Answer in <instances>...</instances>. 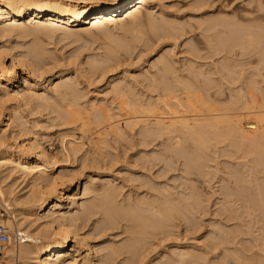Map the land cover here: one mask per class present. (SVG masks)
Segmentation results:
<instances>
[{
	"label": "bare ground",
	"instance_id": "bare-ground-1",
	"mask_svg": "<svg viewBox=\"0 0 264 264\" xmlns=\"http://www.w3.org/2000/svg\"><path fill=\"white\" fill-rule=\"evenodd\" d=\"M206 1H208V0H206ZM152 2L154 3L155 0H104L102 2H98L97 0H0V38L5 37L7 35L8 36L10 35L12 37V35H13L12 33L17 32L19 34H33L38 39L39 38L43 39L44 37L46 38V37H49L50 35H53L55 31L62 29V28L66 29L64 31L68 35L70 33L72 34L74 29H77V28L83 29L82 30L83 32H86V33L91 32L92 33L93 30L100 29V28L102 29L103 26L105 27L109 23H114L116 25L125 24L126 23L125 21H127V20L128 21L132 20L134 22V24L139 20H140L139 23H142L141 21H143V23H145V21L148 20L147 23L149 22V24H150V27L149 26L148 27L151 28L150 33H152V32L154 34L156 33V35H158L160 37L164 36L163 38H165V36L166 37H172V38L174 36V38H176L177 36H179L181 34H182L181 36H183V34L186 33V32L182 33L183 30H186V28H185L186 24L185 25L182 23L179 24L178 21L180 19L178 21H171L169 18L165 19L167 17H165V18L163 17V21L161 23H158V21H157L158 17L156 16L157 17L156 18L157 22H156L154 20V17L151 15L150 9H149V12L147 11L148 15H147V13H145L148 5ZM197 3H198L199 8L202 7L203 4L205 5L204 6L205 8L207 7L206 6L207 3H205V0H203V1L201 0L200 2L196 1V4ZM252 4H253V2H252ZM259 4H258V6H261V7L260 8L257 7L258 10L257 9L255 10V14L257 13L256 15L255 14L253 15V12L252 13L248 12L249 14H252L251 16H249L247 11H243V12L241 11L243 16H238L235 13H234V15L227 14V16L231 17V18H228L227 16H223L224 13H221L222 17H219L220 13H219V15H217V14L215 15V17L218 16L219 19H217V18L215 19L214 16L213 17L208 16L211 19L207 18V20L205 22L207 24V26H204L205 30L202 28L204 30V33L203 32H201V33L205 34L206 31H207V33L210 31L208 33L209 36H207V37L205 36L206 38L204 37V39H203L202 37L204 35H201V38H202V41L205 40L204 42L211 49V52L214 53L215 51L218 50L216 53L217 55H219L220 51L226 52V54H224V52H221L225 56H223V58L220 59V60H223V62L220 61L223 63V64L221 63L223 68L220 65V67H221L220 71L217 70V68H216V70L214 69L216 72L213 69L207 70V69H205L204 63H203L204 69L202 68V66L198 67L197 66L198 63L196 62L197 61V59H196L195 63H197V64L195 66H197V68H200V69L195 70L194 67H190L188 65L187 68H189L190 71H188L189 69H186L183 71L181 69L182 68L181 67L180 68L181 71L179 70L180 72L183 71V73L181 74L178 71L179 67L176 68L177 64L175 65V63H177V62H175V63L172 62L173 61L171 59L172 56L170 57V54H168V53L164 54L163 53V56L160 55L161 56L160 59L158 58L156 60L157 62L155 63V67L153 65V67L157 69L156 72H154L152 75L150 73H149L150 75L148 74V76H151V78L148 76L147 77L143 76V79L147 78V79H145V81L146 82L148 81L146 83V84H149L148 88L149 87H150V89L152 88L151 91H153V93L158 92L157 93L159 96L158 98L157 97L153 98V96H152L153 100L151 99V97L150 98L148 97L151 100H149L148 98L146 100L145 98L141 97L140 95L136 96L135 93H132V88L130 87L131 85L126 84V82H124V81H118V82L114 81V83L111 85V90H109L110 93L116 97V100L120 101V107H119L121 109L120 111H121V113L124 112L123 115L124 114L126 115L125 119L127 122L124 124L128 127V129L131 128L130 132H128V133H131L132 130H133L132 133L135 132L136 127H138V125H139L140 131L138 129V132H136V133H138L139 137L142 136L141 138H143V136H144L146 138L151 137L154 139V137L157 136L156 138H158V139L160 138L162 140L163 136H164V138L166 136V138H168V139H166V138L165 139L168 142L169 136H172L173 138L170 137V140L172 139L171 140V142H172L173 139H175L173 141L174 144L169 143L170 142V140H169L168 143L165 141L167 144H169L168 146H166L167 144H165V142H162V141H164V139L161 141V143H163L161 145L163 152H164V150H163L164 146L166 149L170 148L168 151L165 149V152L164 153L162 152V153L165 154L167 152L168 154H165V156L167 155L168 159L169 158H176V157H172V155L176 156V154L179 155L180 158L181 157L184 158L185 160L183 159V161H186L185 165L189 168V170L192 167L197 169V170L200 167L203 170V168L201 167L203 165V166H205L204 171H206L205 169L207 167L206 166L207 164L204 165L203 163L206 162V161L204 162V160H208L209 158L205 159L204 156L201 154L202 151L204 154V152H205L204 150L206 148L203 147V150L199 153L198 150L202 149L200 146H208L209 147L210 143L221 141V140L224 142V139H225L226 143H228L230 141L232 143V145H234V148L239 151V153L238 152H232L233 156H234L233 158H236L235 157L236 155L234 153H236V154L238 153L237 154L238 159L246 158L248 156L251 157V158L248 157V158H250L249 160L246 159V161L239 163L242 166V169L239 168V165L237 164L238 162L231 167L229 166V169H228L230 171V168H233L235 166L234 169L231 170V172H230L231 173L230 178L232 180L231 184H233V185L231 186V188L229 186V189L226 188L227 190L225 191V192L228 191V196H229L228 199L231 196L232 200L227 201L228 203L225 204V205L230 204V207L228 206V209H226L225 205H224V209L229 211V214L227 216H230V217H227V218H230V219H227V222H228V220L230 222H232V225L228 226L231 228H228L225 225L220 226L219 227L220 229L215 228L216 230L218 229L220 231L221 227H222V232L220 231L221 234H219V231L218 232L216 231L217 234L216 233L214 234L215 231L213 233H211L213 235H217L216 240H215V244L213 243L214 242L213 238L215 236L214 237H208L209 235L206 236L209 239L212 238L211 240H209L208 238H206V239H208L210 242L213 241L212 243L214 245L212 243L209 245L210 246L213 245L215 250L217 248L216 251L220 250L218 248L219 246L221 247V245H222V247H224V244L228 245V247H226V250L228 251V253L226 252L225 249L222 248L223 250H225V252L224 251L223 252H224V255L226 256V257H223V259L224 260L226 258L228 259V261H226L227 259L224 261L225 264H264V100H263V102H261V99L260 100L258 99V97L260 96V94L258 95V93H260V92H258L259 91V83L255 84L254 85L255 87H254V86H252L253 83L251 84L250 80H249L248 83H250V84L248 85V87L251 85L252 87H254V90H253V88L251 89V87H249L251 89L250 91H248L249 88L248 89L245 88V90L247 92H245V90H244L245 86H243V89H242V87H239V90L241 88V91L239 92V90H238L236 93H234L235 94L234 96L236 97V94L238 93L237 96H239L240 99L234 100L233 97L231 96L232 97L231 103L233 105L230 104V106H228V107L225 106V104H224L225 107L222 105V103H225V102H223L224 100L223 101L221 100L222 101V103H220L221 108L218 106L219 105L218 103H217L218 105H216L220 109L217 108L216 106H213L216 104L214 102L215 97H214V99H212L210 97L211 95L213 96L214 93H215L214 95L216 97H217V95L218 96L220 95L219 93H222V92H218L217 88H215L218 85V82H217L218 77L220 76L219 79H221L222 81L224 79V81H225L227 75L230 76L229 74H231L230 72H232L230 70L231 69L233 70V68L230 69V67L231 66L234 67V64H235L234 63L233 65H231V60L233 59L232 57H236V56H231L232 52L230 54V51L234 50L233 48H235V47H237V49H238V47L240 49L244 48L241 51L245 50V52H244L245 54L248 53V55H251L250 54L251 51L250 52L248 51L249 46L250 47L253 46L251 43L255 44L259 41V43H257V44H259V47L263 45L264 35H262L263 34L262 32H264V15H262V14H264V10H263L264 7L262 5H264V4H262V5H259ZM195 7H197V5ZM250 8H252V7H250ZM202 9L203 8H200V10H202ZM197 10H198V7H197L196 11ZM153 13L154 12H152V14ZM124 15H125V18H123ZM245 15H248V16H245ZM143 18L146 20L144 21ZM208 19L210 20V23L213 24V25H211L209 23L212 27L208 26L209 25ZM201 20H203V19H201ZM197 21H200V20H196V22L195 21L194 22L197 23ZM133 22H132V24H133ZM203 23H200L201 26H203L202 25ZM136 24H138V23H136ZM188 24H190V23L188 22ZM88 25H89V28H83V26H88ZM188 27H190V25ZM207 27L208 28L210 27V28L208 29ZM198 28H199V26H198ZM198 28H197V30H198ZM191 30H193V29H190V31ZM214 30H215V32H213ZM194 32L195 31L193 30V33ZM211 32H212V34H211ZM216 32L221 33L219 38H218L219 34L216 35L217 34ZM233 32H236V33H233ZM140 33H142V32H140ZM229 33H230V35H229ZM232 33H233V36H232ZM222 34H223V36H222ZM225 34H227V36L229 35L230 37L229 36L227 37ZM255 34H256V36H255ZM257 34L258 35L261 34V36H259L258 38L260 39V37H262L263 39L262 38H261L262 40L257 39L256 38ZM188 35H189V33H188ZM194 35H196V34H194ZM214 35H216L217 38L214 37ZM147 36H144V37L147 38ZM181 36H179V38ZM20 37H22V36L20 35ZM213 37L216 39H219V41L214 39ZM150 38H148V39H150ZM178 39L176 38L177 42H178ZM150 40H152V39H150ZM150 40H149V42H150ZM171 40H173V39H171ZM190 40L192 41V38H190ZM146 41H148V40L146 39ZM173 41L175 42V40H173ZM254 41H255V43H254ZM260 41H261V43H260ZM151 42H153V41H151ZM177 42H175V45ZM192 42H194V40ZM0 43H1L0 44V90L2 89V87L3 88L4 87L9 88L10 82H12L13 77H15L14 75L16 73L17 62H19V64H22V66H23V64H25V62H27L26 60L23 59L25 57L24 55H27L28 58L30 56L33 59V61L30 62L29 67H30V72H32L34 75L35 74L37 75L38 72H40V70L45 68L46 62H49L46 60H47V57L49 55H51V52L49 54V51H45V48L42 49V47H43L42 45H40L41 47H38V45L37 46L35 45L36 47L32 46L35 49L30 50L31 52L28 50V52H30L31 54H29V53H28L29 55L27 53L23 54L24 57H22V58L19 55H17L16 53L15 54L13 53V55H11L13 58L12 62L9 64V60H8L9 54L8 53L12 54L15 46H13L12 49H9L7 44L3 45L2 42H0ZM198 43L199 42H196V44H197L196 47L198 48V50H201V51L204 50V48L202 47L204 45L201 44L202 45L201 46L200 44L198 45ZM145 44H147V43H145ZM123 45H124V43H123ZM146 46H148V45H146ZM190 46H191V44L189 45V47ZM194 46L195 45L193 43V46H191L190 48H188L187 46L186 47L188 49H192V51H191L192 53H190V55L192 56V59L198 58L199 61H202L204 59L202 57L203 53L200 52L202 54V56H201L200 53H198L197 48H195ZM32 47H31V49H32ZM114 47L118 48L116 45ZM201 47H202V49H201ZM256 47L257 46H255V47L253 46L251 48L256 49ZM259 47H257L258 50H259ZM120 48H121V46H120ZM125 48H127V47L124 45V49ZM187 48H185L184 50H186ZM209 48L207 50H210ZM246 48H248L247 49L248 52L246 51ZM251 48H250V50H251ZM263 48H264V46H263ZM108 49H109V47H108ZM110 49H112V50H110L111 52L109 53V51H108L107 55L105 56L106 60L104 61V59L102 58L104 63H105V66L107 63L110 64L109 63L110 61H112V63L115 62L114 61L115 58H116V60H118L116 56L113 57L117 53V52H115V49L113 50V46H111ZM188 49H187V52H190V50H188ZM207 50H205V53ZM261 50H263V53H264V49H262V47H260L259 52ZM14 52H15V50H14ZM213 53L211 56L214 55L213 57H217V56H215V53L214 54ZM240 53H242V52H240ZM257 53L258 52H255L256 55H257ZM260 53L263 54L262 52H260ZM47 54H49V55L47 56ZM243 54L238 53V55H240V56L245 55V54L244 55ZM187 55H189V53ZM196 55L198 57H196ZM242 56L240 58H242ZM258 56H260V55H258ZM52 57L53 56H50V58L49 57L48 58L51 60ZM199 57H200V59L201 58L202 59L200 60ZM207 57H210V56H207ZM56 58L58 59V57H56ZM113 58H114V60H113ZM247 58H249V56ZM256 58H258V57H256ZM54 59L51 61H55ZM210 59H211V57H210ZM94 60H93V63L96 62V60L95 61ZM244 60H247V59H244ZM244 60H238V61L244 62ZM259 60H262V63H264L263 58L262 59L259 58ZM191 62L193 64V60L190 61V63ZM212 62H213V60L211 59L210 63H212ZM232 62H234V60ZM257 62L262 64L261 61H257ZM104 63H103V67H102L101 63L99 61H97V65L95 64L96 66H94V68L92 67L93 70L96 68L95 71H98L99 68H104L105 67ZM178 63H179V61H178ZM200 64L202 65V63H200ZM213 64H214V62H213ZM219 64H218V66H219ZM237 64H238V62H237ZM241 64H243V63H241ZM246 64H245V66H246ZM254 64H251V65H253L252 67H254ZM91 65L93 66V64H91ZM110 65H112V64H110ZM156 65H158V67H156ZM216 65H217V62H215V66ZM238 65H237V67H238ZM249 65H250V62H249ZM263 65L264 64H262L261 68L262 67L264 68ZM206 66L209 67L208 64ZM255 66H256V64H255ZM108 67L111 68V66H108ZM247 67H248V64H247ZM105 68H107V66ZM259 68H260V65H259ZM259 68H257V71L258 70L260 71ZM99 70H101V69H99ZM243 70H245V69H243ZM243 70H241V73ZM246 70H248V69H246ZM185 72H187V73H185ZM246 72L243 71V73H246ZM184 73L186 75L187 74L189 75L190 73L191 74L189 76L188 75L186 76V75H184ZM223 73H225L226 77L223 75ZM239 73H240V71H239ZM241 73L239 75H241ZM243 73H242V75H245ZM253 73L254 72H252V74ZM260 73H262V72H260ZM146 74H144V75H146ZM257 74H259V73H257ZM239 75L236 76V75H233V73H232L231 79H234L236 81L239 77V80H240V77L242 75L241 76H239ZM254 76H256V75H254ZM262 76L264 78V75H262ZM61 77H62V80H61L62 82H58L57 84H55L53 87V90H51L52 92H55V94L53 96H55L57 94V97H53L49 93H46V92L40 93L38 87H41V85L38 82H36L34 79L32 80L31 77L28 75H25V83H26L25 88H23L22 90L15 89V93L14 92L13 93L16 94V97L15 96L14 97L16 99L20 100L19 102H24L26 105H30L32 102L36 101L38 104V108H40V110L41 109L42 110L44 109L45 111H46V109L52 110V113L57 114V117L59 118L58 120H61L59 122L61 123L62 126L63 125H65V126L71 125V126H75V127H77V126L81 127L82 126V129L85 127V129H87V131H88L87 125H89V127H90V124L92 125V123H93V125H94L95 122L90 121L93 117L90 119L86 118V116H87L86 114H87L88 109L87 110L83 109L85 107V106L84 107L81 106L83 103L80 105V102H81V101L79 102L80 96H79V93L77 92V89H76L78 87V85L77 84H76L77 86L74 85L75 84L74 80H73V82H71L72 80H65L64 81V79H66L65 76H61ZM222 77H223V79H222ZM230 77H227V78H230ZM242 77H243V79H245L244 76H242ZM247 77H250V76L248 75ZM259 77H260V75H259ZM231 79H229V80H231ZM253 79H254V77H253ZM239 80H237L236 82H238ZM216 82H217V84H216ZM252 82H255V81L252 80ZM258 82H260V81H258ZM261 82L263 84L262 80H261ZM220 83H222V82L220 81ZM226 83H232V81L226 82ZM245 83H246V81H245ZM245 83H243V84H245ZM233 84L234 83H232L231 85H233ZM236 84L238 87V83H236ZM245 85H247V84H245ZM257 85H258V87H257ZM223 87L221 88L222 90H223ZM263 88H264V86H263ZM146 89H147V87H146ZM213 90H217V91L213 92ZM154 91H156V92H154ZM243 91H244V93H243ZM260 91H261V89H260ZM11 92H12V90H9L5 93L10 95ZM229 92H231V91L229 90ZM153 93L151 92V94H153ZM262 93L263 92H261V94ZM14 94H12V95H14ZM232 94L233 93H231V95ZM3 95L2 96L0 95V97L5 98L6 95L5 96H3ZM12 95H10V96H12ZM142 95H145V93ZM224 95H225V93H224ZM205 96L207 98L213 100V102L215 104H212L213 102L211 103L212 100L208 101V102H210L212 104V106L215 108L209 107V105H208V107H203V108H201L203 110H201V109H198L197 107H195L194 102H190L191 99H197L198 98L200 100L201 97H203L202 98V100H203L206 98ZM14 97H13V99H14ZM139 97H141V98H139ZM9 98H11V97H9ZM242 98L245 99L246 101L243 100ZM16 99H14V101ZM81 99H84V98L82 97ZM209 99H206V101ZM241 99L246 102V104H244L243 108L245 109V111H247L249 113V115H247V116H249V118L251 119V122L253 121L252 123H247V125H245V126L243 124V117L240 116L239 114L235 113L237 111H235V112L231 111V109H233V106H235V104H236L235 107L237 108V105H238L237 103L240 104ZM262 99H264V98H262ZM185 100H186V102H185ZM230 100H228V101L226 100V103L229 102ZM3 101H5V100H3ZM192 101H194V100H192ZM19 102H17V103H19ZM196 102H197L196 105L198 106V100H195V103ZM200 102H201V100L199 101V103ZM100 103H101V101H100ZM1 105H2V103H1ZM90 105H93L91 107H93L94 111H92V112L89 111L88 114H90V113H91V115L94 114V115H92V116H94V119H93L94 121H98V123L100 122L99 124L102 127H104L106 124H108V125L110 124L109 127L103 131L100 130L99 132H97L95 130L98 133L96 135H98L99 137H103V139L100 140L99 144H98L99 140L96 141V139L95 140L93 139L94 141H96L95 146L97 145L96 146L97 150H98V147L100 145H102V142L107 143L106 142V141H108L107 136L111 133L113 134V136H115L114 138H119V140L121 138L123 139L126 135H127V137H129L128 133H126L127 130L125 131V128L121 124H119V122H120L119 115H122V114H118L119 111L117 113L113 112L111 109H114V108H112V107L109 108V106L107 107V106H105L106 104L104 105L103 103L96 105L94 102ZM201 105H203V104L201 103ZM226 105H228V104H226ZM5 106H4V108H5ZM35 106H37V105H35ZM69 106L74 107V108H71V107L69 108ZM2 108H3V106H2ZM240 108L242 109L241 106H240ZM0 109H1V106H0ZM11 109H13V108H11ZM244 109H242L241 111H244ZM91 110H92V108H91ZM235 110H238V108ZM0 114H1V112H0ZM170 114H172V117L170 116V118H168L169 117L168 115H170ZM91 115H90V117H91ZM17 116L18 115H15L14 116L15 118L14 117L12 118V115H11L10 118L8 119V122L6 123V125L10 126V127H11V125H12V127L14 125V127H13L14 129L20 128L21 130H23L22 127L25 124L22 126V124L20 123L22 120L20 121V118H18ZM87 117H89V116H87ZM95 118L97 120H95ZM249 118H247V119H249ZM116 119L119 120L118 124L116 123ZM245 119H246V116L244 117V121L247 120V119L246 120ZM86 120H89L90 124H87L88 121L86 122ZM56 123H58V122H56ZM27 124H28V122H27ZM27 124H26V126H27ZM37 124H38V122H37ZM96 124H97V122H96ZM99 124H97L98 127L100 126ZM103 124H105V125L103 126ZM94 126H96V125H94ZM26 129L24 131L28 130V129L27 130ZM2 131H3V129H2ZM2 131H0V199L2 201H5V202H6V200L7 201L9 200L10 202L13 201L14 206L16 207V208H14L16 211L15 212L16 213V216H15L16 221L14 220L15 221L14 222V226H15L14 231H16V232L24 231V233L27 237L24 242H22L18 245L12 244L8 248L7 254H8L9 264H76L77 262H78V264H149L147 259L145 261V258L147 255L146 256L144 255L147 252V251L145 252V250H144L145 247L148 246L147 245V242H148L147 239L152 237V235H153V237H154V235L156 237L161 232L159 234V236L161 235L160 236L161 239L159 238L160 241L158 240L160 243L157 241L156 242L161 244V245L163 243V248H164V244H166L164 242H166L165 240L167 238H165V240L163 242L164 238L162 239V237H165L164 235L167 234L166 233L167 226L169 224L171 225V222L174 223L175 218L179 214L181 216H184L183 215L184 211L185 212H186V210H187V212L189 211V215L187 214V212L185 215L186 217H188L192 213H194L195 210L197 209V207H194V205L197 203L196 200H195L196 203L193 205L194 208L192 207L193 210L195 209L194 212H191L190 210H192V208L189 209V206H188V205H190L188 203H190L191 200H193V198L196 197V195L194 196L192 194H189V196H188L189 198H190V195L193 197V198L191 197L190 202H188L186 204L182 202V201H184V199H185L184 202H187L186 198L184 197L186 195L184 193V192H186L185 189H183L185 191L182 192L185 195L182 196L181 199H178L181 196L176 197V199H178V200L173 199L171 197L174 195L173 194L174 191L172 193L170 191L171 190L170 188L168 189L167 186L166 187L162 186L163 188H162V190L160 189V192L159 191H157V192L153 191V192H156V194L154 193L155 195H153V193H151V190H150L151 188L148 190L146 189L148 191V193L146 195L145 194L143 195V193H142V195L140 194L141 196L139 195L140 197L138 196L135 198V196H134L133 199H135V200H132L129 197H128L129 199H127L126 198L127 196H126L124 198H126L127 200H130V199L131 200L129 202L126 201L123 204V202H124V199H123L122 200L123 202L120 201L121 202V204H120L119 200H118V194H119V192L122 193V191L119 190V192L117 193L114 186L111 187V185L109 184L110 186L107 187V185L105 184L106 186H103V188L101 186L102 191L99 189L101 191V193L99 191H97V192H99V195L97 193L99 198L96 197V199H98L97 202L95 201L96 199L94 198L95 199L94 203L91 201L92 203L90 205L86 206L87 208L85 207V210L82 211L83 212L82 214H84V215H81V216L80 215L79 216L74 215V213L72 212V209H70L69 203L75 204L78 201V199H81L83 196L79 192H75L74 194L67 195L66 188L68 185L66 184V182H67L66 178L68 176L66 177V174H64L62 172H61L62 174H60V176L50 174V170H51L50 167L54 165L53 164L50 166L53 156L50 155V153L48 152V150L46 148H43L41 146L42 143L37 142L38 139L37 140L35 139L33 141H29L27 144H24V145H17V147L14 148L13 145L10 146V142L7 143L8 139H11L12 137L6 136L5 134L2 135V133H1ZM5 131H3V132L5 133ZM85 133H86V131H85ZM84 135H87V134H84ZM93 135H95V134H93ZM37 137H39V136H37ZM108 138H110V137H108ZM114 138H111V139L115 140ZM133 138L131 137V140ZM151 138H150V141H151ZM124 139L126 140L127 138H124ZM147 139H149V138H147ZM15 140H16V138H15ZM127 140H130V139L128 138ZM144 140H146V139L144 138ZM144 140H143V142H144ZM227 140H229V141L227 142ZM158 141H160V140H158ZM146 142L147 141H145V143ZM76 143L73 142V140L70 143V151L69 152L70 153L72 152L74 154V156H77L78 151L80 150L79 147L82 148L81 145L78 146L79 144L77 145ZM108 143H110V142H108ZM131 143H134L133 140L131 141ZM195 143L196 144L198 143L200 145V146H197L198 148L200 147L199 149H196V146H195V149H193ZM140 144H142L143 146L142 145L141 146L144 148H147V147L149 148V146H150V145H148V146L146 145V147H145L144 143H140ZM147 144H150V143L147 142ZM213 144L214 145L211 144L212 148L210 147L211 150H213V152H211V150L209 149L210 154L211 153L214 154V152H215L214 150L216 149L214 147V146H216V143H213ZM221 144L223 145L224 143H221ZM229 145H228V147H230ZM104 146H102V148ZM208 147H207L206 151L208 150ZM225 147L226 146H224V148ZM232 147H230V148H232ZM154 148H156L155 144H154L153 149ZM99 149H100V147H99ZM220 149H222V148H220ZM229 149H225V150H229ZM218 151L219 150L217 149L216 154L218 153ZM223 152H221V153H223ZM65 153H67V152H65ZM96 153L97 152H95V153L93 152L94 155H98V153L97 154ZM162 153H160V152L157 153V151H156L154 153L155 154L154 158L157 159V157H158V159H159L158 161L164 162V160L167 158L164 155H160ZM224 153H230V155H231L230 151L229 152L225 151ZM224 153H223V155H225V156L229 155V154H224ZM101 154H102V152H101ZM142 154L143 153H141V155ZM144 154H145V152H144ZM170 154H172V155H170ZM219 154H220V152H219ZM148 155H149V153H148ZM206 155H208V153ZM65 156H66V154H65ZM71 156L72 155L70 154V157ZM149 156H145V158L148 157L147 159L149 160L150 159ZM162 156H164V157H162ZM217 156H218V154L216 155V157ZM219 157H220V155H219ZM227 157L231 158L232 156H227ZM202 158H204V160ZM220 158H218V159H220ZM170 160L169 161L167 160L168 163L170 162ZM200 160H203V161H201V164L199 163ZM213 160H214V158H213ZM240 160H242V159H240ZM167 161L165 160V162L163 164L164 166H165V163L167 164ZM173 161H174V159H173ZM173 161L171 163H173ZM231 162H233V160ZM56 163L57 162H55V164ZM183 164H184V162H183ZM194 164H195V166H194ZM225 164H227V162ZM169 165L170 164H168V166L167 165L166 166L169 167ZM174 165H178V164H174ZM185 165H182V166L185 168ZM223 165H224V163H223ZM229 165H232V164H229ZM150 166L154 167L155 164L150 165ZM164 166H162V167H164ZM170 166L173 167L172 164ZM210 166H212V165H210ZM218 166H220V165H218ZM167 167L164 169L169 170L170 168H167ZM208 167H209V165H208ZM200 168H199V170H200ZM173 169H175V166L173 167ZM186 169H184V170H186ZM160 170H161V168H160ZM189 170L187 169V171H189ZM6 171L8 172L7 174L5 173ZM162 171H163V168H162L160 173H162ZM169 171L173 172L172 168ZM169 171H167V172H169ZM192 171H194V169H192ZM226 171H227V169H226ZM194 172H197V175L198 174L200 175V173L198 171H194ZM18 173L20 176L19 177L17 176L16 179H18L20 177L22 178V176H25L23 178L30 176V178L32 179V181L30 180L31 181L30 184H28V186H30V189H28V191H25L27 189L22 190L23 193H20L21 188L18 187L20 189V191H18V190H16V187H15L17 184L16 182H18L20 179L16 182L14 181L13 183H9L12 180L11 179L12 177L15 178L12 175H14V174L17 175ZM160 173L158 176H160ZM192 173H190V174H192ZM202 173L203 172H201V174ZM184 175H185V173H184ZM197 175L195 173V178ZM182 176H183V174H182ZM190 177H192V176H190ZM161 178H162V176H161ZM161 178H160V180L164 179V177L162 179ZM179 178L181 179L180 176H179ZM183 178L185 179V176H183ZM227 178H229V177L227 176ZM142 179L140 178L141 183H143L147 178L144 179L143 181H142ZM148 179H150V178H148ZM157 179H155V180H157ZM175 179H177V177ZM26 180H27V178H26ZM169 180L170 179H168V181ZM188 180H190V179H188ZM107 181H110V179L108 178ZM168 181H166V182H168ZM196 181H195V183L198 182V181L197 182ZM19 182H18V184H19ZM183 182L185 183V181H183ZM188 182H192V181H188ZM229 182H231V181L229 180ZM187 183H185L184 186H186ZM148 184H150V183H148ZM190 184L192 185V183H190ZM193 184H194V181H193ZM144 185L148 186L147 183H144ZM195 185L196 184L192 185V187ZM223 185H225V184H223ZM155 186H157V185H155ZM172 186H175V185H172ZM143 187H140V188L142 189ZM194 188H193V190H194ZM196 188H195V192L194 191H190V192H192L194 194L197 193V196H199L198 190ZM154 189H156V188L153 186V190ZM172 189H173V187H172ZM188 189H191V188L188 187ZM86 190L88 191L87 187L85 188V192H87ZM137 190H139V189H137ZM144 190H145V188H144ZM157 190H159V189H157ZM94 192H95V190H94ZM134 192H135V190H134ZM170 192L172 194H170ZM182 193H181V195H183ZM199 194H200V191H199ZM95 195H96V193H95ZM95 195H94V197H95ZM130 195H132V194H130ZM130 195H128V196H130ZM119 197H121V196L119 195ZM202 197L203 196L201 194V198ZM197 198H199L197 200H199L198 203H200L201 198L200 197H197ZM202 199H204V198H202ZM180 203H182V204L180 205ZM183 204H184L185 208H184ZM76 205H77V203H76ZM186 205H187L188 209H187ZM191 205H192V203H191ZM182 208H184V210ZM228 211H227V213H228ZM98 214L104 215V217H103L104 219L102 218V221H100L101 223L100 222H99L100 224L98 223V225L100 226V227H98V229L99 228L101 229V233L104 232L105 230L106 231L107 230L110 231L109 229L113 230L112 227L114 229H116V227L120 224V222H122L123 220L125 222V220H126L128 222L127 223L128 225L126 227L124 226L125 230L121 229V231L123 230V232H126V234H128V237H127V235H126L127 238L125 237L126 240L121 239L122 241H126V242L122 243V245L110 244V242H109V244H110L109 246L106 243V245H107L106 247L101 248V249L98 247V250L96 249L97 245H95V246L88 245L86 240H88L90 238L87 237L88 235L86 237L81 235L80 231L87 227L86 224H88L90 222V220L93 216L96 215L95 217H97ZM14 215H13V217H14ZM178 218H179V220L181 219L180 217H178ZM184 219H183L184 222L189 221V219L188 220H186V218H184ZM183 220H181V221H183ZM4 222L8 226L14 227L13 223H11L9 219H4ZM86 222H88V223H86ZM166 222H168L169 224L165 225ZM190 223H188V224H190ZM185 224H186V222H185ZM188 224H187V229H188ZM172 225H171V227L174 228L175 223ZM179 225H180V223H179ZM214 226L216 227V225H214ZM224 227H225V230L226 229L230 230L228 232L226 230V232L229 235H226L227 233H225L226 236H224V233H223V232H225V230L223 231ZM165 228H166V230H165ZM173 228H172V230H173ZM177 229H179V228H177ZM168 230H170V227H168ZM108 231L106 233H108ZM170 231H167V232L169 233ZM110 232H112V231H110ZM106 233H104V235ZM176 233L177 232H175V233L173 232V234L171 233L170 235L174 237ZM179 233H180V229H179ZM218 234H219V239L222 237L223 238L219 240ZM99 235H100V232H99ZM101 235H103V234H101ZM213 235H211V236H213ZM220 235H221V237H220ZM90 236H92V234ZM166 236H168V235H166ZM98 237L100 238L102 236H98ZM153 237H152V239L154 240L155 237L154 238ZM175 237H174V239H175ZM225 237H227V239ZM77 238H80L79 240H77L78 242L76 241ZM168 238H170V237H168ZM170 239L172 240L173 238L171 237ZM178 239L179 238L177 235V240L176 239L175 240L178 241ZM182 241H184V240H182ZM74 242H77L78 244L86 243L88 245L86 248V254L85 255H84V253L81 252V250L79 248L80 246L74 247L75 249H73V250L71 249L73 246L72 243H74ZM180 242H181V240H180ZM157 243H155V244H157ZM203 243H205V242H203ZM86 244H84V245H86ZM151 244L154 245L153 243H151ZM201 244H202V242H201ZM152 245H151V247H152ZM215 245H216V247H215ZM195 246L194 247L189 246V248L187 246V248H186V247H182V245H180V243H179L176 246V248L174 247L175 250L173 248L174 254H173V251L171 253V254H173V256L167 255L168 254V249H167L166 253L165 254L163 253L164 255L161 254L159 260H156L158 263H156V261H154V260H150V262H151V264H175V263H177V264H208L209 262L211 264H213V261L207 262L208 252H207V255L205 254L206 256H203L201 254L203 252L198 251V248H196ZM201 246H203V245H201ZM154 247H155V245H154ZM154 247H152V248L155 249ZM204 247L208 248V245H206ZM213 247H212V249H213ZM210 248L211 247H209L208 249H210ZM147 249H149V248H147ZM212 249H211V251H212ZM214 249H213V251H215ZM176 251H178V252H176ZM99 252H101V254H99ZM152 252H154V251L152 250ZM169 253H170V251H169ZM219 253H216V254H219ZM226 254H228V255H226ZM149 255H151V254H149ZM224 255H221V256H224ZM205 257H206V259H205ZM79 259H81V260L78 261ZM215 259L216 258H214V260ZM223 259H219L220 260L219 263L218 262H216V263L217 264H222V263L224 264V262L222 261ZM216 263L214 261V264H216Z\"/></svg>",
	"mask_w": 264,
	"mask_h": 264
},
{
	"label": "rangeland",
	"instance_id": "rangeland-1",
	"mask_svg": "<svg viewBox=\"0 0 264 264\" xmlns=\"http://www.w3.org/2000/svg\"><path fill=\"white\" fill-rule=\"evenodd\" d=\"M98 2H102V1H104V0H97ZM195 0H155V2L153 3H150L149 5H148V7H147V10H146V12L145 13H147V15H148V12H149V9H150V11H151V15L154 17V20L156 21V18H157V21H158V23H161L162 21H163V17L165 18V17H167V18H165V19H170L171 21H178L179 19V21H178V23L179 24H186L185 25V28H186V30H183L182 31V33H185V34H183V36H181V35H179V36H181L180 38H179V36H177L176 38L178 39V42L176 41V38H174V36H173V38L172 37H166L165 36V38H163L164 36H158V35H156V33L154 34L153 32L152 33H150L151 31V28H149L150 27V24H149V22L147 23V21H145L146 19H144L143 18V20L145 21V23H143V21H141L142 23H139V21H137L136 23H138V24H134V22H133V24H132V22L131 21H125L126 23L125 24H118V25H116V24H114V23H109V24H107L105 27L103 26L102 27V29L100 28V29H95V30H93L92 31V33L90 32V33H86V32H83L82 30L83 29H81V28H77V29H74V33L72 32V34L70 33L69 35L64 31V30H66V29H59V30H57V31H55L54 32V34L53 35H50L49 37H44L43 39H41V38H37V37H35L33 34H19V33H17V32H15V33H12L11 35H12V37L9 35H7V36H5V37H2V38H0V42H2V44L3 45H6L7 44V46L9 47V49H12L13 48V46H15L14 47V50H15V52H14V50H13V52H12V54H10V53H8L9 55H8V60H9V64L12 62V56L11 55H13V53L15 54H17V55H19L21 58L22 57H24L23 59L24 60H26L27 62H25V64H23V66H22V64H19V62H17V66H16V73H15V77H13V81L12 82H10V84H9V88H7V87H2V89L0 90L1 92H0V95L2 96L3 94V96H5V98L4 97H0V106H1V118H0V131H2V129H3V131H5V133L2 131L1 133H2V135L3 134H5L6 136H11L12 138L11 139H8V142L7 143H9L10 142V146H12L13 145V147L14 148H16L17 147V145H24V144H27L29 141H33V140H37V142H39V143H42L41 144V146L43 147V148H46L47 150H48V152L50 153V155H52L53 157H52V162H51V164H50V166L51 165H53V166H51L50 168H51V170H50V174H54V175H56V176H60V174H62V173H64V174H66V180H67V182H66V184L68 185L67 186V188H66V193H67V195H69V194H74L75 192H79V193H81V195L83 196L81 199H78V201L76 202L77 203V205H76V203L75 204H72V203H69V206H70V209H72V212L74 213V215H84V214H82L83 212L82 211H84L85 210V207L86 206H88V205H90L92 202L94 203V200L96 199V197L97 198H99V192L101 193V191H102V188H103V186H106L107 185V187L108 186H110L111 185V187H113L114 186V188H115V190H116V192L118 193L119 192V190H121L122 191V193L121 192H119V194H118V200H119V203L121 204V202H123L122 200L124 199V202H123V204L126 202V201H130L131 199L132 200H135V199H133V197L135 196V198L136 197H138L140 194L142 195V193H143V195L145 194H147L148 193V189H150L151 190V193H153V195H155L156 194V192L157 191H159L160 192V189L162 190V188L163 187H166L167 186V188L169 189H171L170 191L173 193V191H174V195L173 196H171L173 199H176V197H178V196H181L180 198H178V199H181L182 198V196H184L185 194V198H186V201L187 202H184L185 201V199H184V201H182L183 203H188V202H190V199H191V195H190V198L188 197L189 196V194H192V195H196V197H192L193 198V200H191V202L190 203H188V204H190L191 205V203H192V205L190 206V205H188L189 206V209L190 208H192L193 207V205H194V207H197V209L195 210V212H194V210H193V208H192V210H190L191 212H194V213H190L191 215L190 216H188L189 215V211L187 212V210H186V212H187V216L188 217H186L185 215H186V212L184 211V213H183V215L185 216H181L180 214L175 218V227L173 228V227H171V225L172 224H174L173 222H171V225L168 223V222H166L165 223V225H167V224H169L168 226H167V230H166V228H165V230H166V235H168V236H166V235H164L165 237H162V239H163V242H164V240H165V238H167L165 241L166 242H164V243H166V244H164V248H163V243H162V245L161 244H159L160 242V240H159V238L161 239V235L159 236V234L161 233H159L156 237H155V235H154V237H155V239L153 240L152 239V237H153V235H152V237H150V238H148L147 239V247H145V252L147 253H145L144 255L146 256V258H145V261H146V259L148 260V262H149V264H151V262H150V260H154V261H156V260H159V258H160V256H161V254L162 255H164L165 253H166V251H167V249H168V254L167 255H169V256H173V254H174V251H173V248L175 247L176 248V246L180 243V245H182V247H186L187 248V246H188V248H189V246H191V247H194L195 245V247L196 248H198V251H202L203 253H201L203 256H206L207 255V252H208V258H207V262H209V261H213V264H214V261H215V263L216 262H218L219 263V259H223V257H226L225 255H224V252H225V250H226V247H228V245L227 244H224V247H222V245H221V247L219 246L218 248L220 249H218L219 251H216L217 250V248H216V250L214 249V247H213V245L215 244V240H216V236L217 235H213V234H211V233H213L214 231V234L216 233V231L218 232L219 230L218 229H220L219 227L220 226H226V227H228L229 225L231 226L232 225V222H230L229 220H228V222H227V219H230V218H227V217H230V216H227L228 214H229V211L228 210H226V209H228V206L230 207V204H227V205H225L226 203H228L227 201H231L232 199H231V196H230V200L228 199V191L227 192H225L227 189L226 188H228L229 189V186H230V188H231V186L233 185V184H231L232 183V180H231V178H230V176H231V170H233L234 169V167L233 168H230V171L228 170L229 169V166L231 167V166H233V165H235L237 162V164L239 165V168L240 169H242V166L239 164V163H241V162H244V161H246V159H250L251 157L250 156H248V157H250V158H248V157H246V158H240V159H244L243 161L242 160H240V159H238V156H237V154L239 153V151L238 150H236L235 148H234V145H232V143L229 141V140H227V142L228 143H226L225 142V139H224V142L221 140V141H217V142H213V143H216V146H214L213 148L215 149L214 151V154L213 153H211L210 154V151H209V149L211 150V148H212V145H214L213 143H210V145H209V147L208 146H200L198 143L195 145L194 144V148L193 149H195V146H196V149H199L200 147L202 148L201 150L199 149L198 151H199V153L203 150V147L204 148H206L207 149V147H208V150L206 151V149L204 150L205 152H204V154H203V151L201 152V154L204 156V158L205 159H207V158H209L208 160H204V158H202L203 160H204V162L205 163H203L204 165L205 164H207L206 166V171H204V168H205V166H201L202 168H203V170L200 168V170H199V168H198V170L197 169H195V168H193L192 166V168H190V170H189V168L185 165V163H186V161H183V159L184 158H180V156L179 155H177L176 154V156L174 155H172V154H170V155H172V157H176V158H167V155L165 156V154H168L167 152L165 153V154H163L164 152H165V146H164V152L162 151V147H161V145L163 144V143H161V141L164 139V141H162V142H167V140L166 139H168V138H166V136H165V138H164V136H163V138H162V140L159 138H156L157 136H155L154 137V139L153 138H151V137H147V138H149V139H147L146 137H144L143 136V138H141V137H139V135H138V133H136V132H138V129L140 128V126L138 125V127H136V131L135 132H133L132 133V131H131V133H128V132H130V130H131V128H129L128 129V127L124 124V123H126L127 121H126V115L124 114L123 115V113L124 112H122L121 113V109L119 108L120 107V101L119 100H116V97L113 95V94H111L110 93V91L109 90H111V85L114 83V81L115 82H118V81H124V82H126V84H129V85H131L130 87L132 88V93H135V95L137 96H141V97H143V98H145L146 100H147V98L149 97H151V99H152V96H153V98H158L159 96H158V92H156V91H154V92H156V93H153V91H151L152 90V88L150 89V87L148 88V86H149V84H146L147 82L145 81V79H147V78H145V79H143V76H148V74L150 73L151 75L154 73V72H156V68H154L155 67V63L157 62L156 60L159 58L160 59V57L161 56H163V53L164 54H166V53H168V54H170V57H171V59L173 60L172 62H177V63H175V65H176V68L177 67H179L178 68V71L180 70L181 71V69L184 71V70H186V69H189V68H187L188 67V65L190 66V67H194V69L195 70H199L200 68H197V66L198 67H200V66H202V68L205 66V69H207V70H216V68H217V70H219L220 71V65L222 66V62H223V60H220L221 58H223V56H225L224 54H226V52H224V51H220V53H219V55H217L216 53H217V51H215L214 53H215V56H217V57H213V56H211L212 55V53L213 52H211V49L206 45V43L204 42V41H202V38L204 39V37L206 36H209V32L207 33V31H206V33L205 34H202L201 32H203L204 33V26H207V24L205 23L206 22V20H207V18H209L210 16L211 17H215V15L217 14V15H219V13H220V15H219V17H222L221 15V13H224L223 14V16H227V14H231V15H234V13L236 14V15H238V16H243L242 15V13H241V11L243 12V11H247V13L248 12H250V13H252L253 12V15L255 14V10L257 9V7L258 8H260L261 6H258V4L259 5H262V4H264V0H208V1H206L205 0V3H207L206 4V8L204 7L205 5L203 4L202 5V7H200V8H203L202 10H200V8H199V6H198V3L196 4V1H198V2H200L201 0H196L195 2H194ZM203 1V0H202ZM209 2V3H208ZM252 2H253V4H252ZM258 2V3H257ZM195 3V4H194ZM203 3V2H202ZM197 5V7H198V10L196 11V9H197V7H195ZM255 6V7H254ZM263 7H264V5H262ZM250 7H252V8H250ZM258 10V9H257ZM264 10V9H263ZM148 11V12H147ZM152 12H154L153 14H152ZM246 13V12H245ZM246 13V14H247ZM150 14V13H149ZM156 14V15H155ZM212 14V15H211ZM244 14V13H243ZM257 14V13H256ZM255 14V15H256ZM262 14V13H261ZM126 15V14H125ZM125 15H124V17L123 18H125ZM144 15V14H143ZM164 15V16H163ZM248 15L249 16H251L252 14H249L248 13ZM248 15H245V16H248ZM262 15H264V14H262ZM157 16V17H156ZM209 16V17H208ZM228 17V16H227ZM197 18V19H196ZM203 19V20H201V19ZM219 19L218 18V16H216L215 17V19ZM228 18H231V17H228ZM173 19V20H172ZM209 19H211V18H209ZM208 19V20H209ZM213 19V18H212ZM182 20V21H181ZM196 20H200V21H197V23H195L196 22ZM156 21V22H157ZM195 21V22H194ZM188 22L190 23V24H188ZM203 23L202 25L203 26H201V24L200 23ZM208 22V21H207ZM210 23V20H209V22H208V24ZM246 23V22H245ZM149 24V25H148ZM211 24V23H210ZM208 25V26H210V27H212L211 25H213V24H211V25ZM247 24V23H246ZM190 25V27H188ZM149 26V27H148ZM198 26H199V28H198ZM201 27V28H200ZM209 27V28H210ZM83 28H89V25L88 26H83ZM197 28H198V30H197ZM204 30H203V29ZM208 28V27H207ZM206 28V29H207ZM208 28V29H209ZM190 29H193L195 32L193 33V30H191L190 31ZM148 33H147V32ZM197 31V32H196ZM200 31V32H199ZM217 31V30H216ZM138 32V33H137ZM140 32H142V33H140ZM213 32H215V30L213 31ZM218 32V31H217ZM216 32V33H217ZM188 33H189V35H188ZM233 33H236V32H233ZM233 33H232V36H233ZM263 34L262 35H264V32H262ZM142 34V35H141ZM149 34V35H148ZM194 34H196V35H194ZM211 34H212V32H211ZM219 34V35H218ZM20 35L22 36V37H20ZM106 35V36H105ZM148 35V36H147ZM151 35V36H150ZM201 35H204L202 38H201ZM216 35H218V38H219V36L221 35V33L219 32V33H217ZM216 35H214V37H216L217 38V36ZM226 36H227V34H225ZM229 35H230V33H229ZM228 35V36H229ZM139 38H138V37ZM144 36H147V38L146 37H144ZM213 36V35H212ZM222 36H223V34H222ZM227 36V37H228ZM255 36H256V34H255ZM259 36H261V34L260 35H258L257 34V39H259L258 37ZM144 37V38H143ZM151 37V38H150ZM183 37V38H182ZM205 37V38H206ZM213 37V38H214ZM230 37V36H229ZM138 38V39H137ZM148 38H150V39H152V40H150V39H148ZM169 38V39H168ZM190 38H192V41L194 40V42H192L191 40H190ZM216 38H214V39H216ZM262 37H260V39L259 40H262L261 39ZM145 39V40H144ZM146 39L148 40V41H146ZM161 39V40H160ZM164 39V40H163ZM168 41H166V40ZM171 39H173V40H175V42H177L176 43V45H175V42L173 41V40H171ZM213 39V40H214ZM256 39V40H257ZM149 40H150V42H149ZM216 40H218L219 41V39H216ZM151 41H153V42H151ZM189 41V42H188ZM202 41V42H201ZM215 41V40H214ZM217 41V42H218ZM184 42V43H183ZM196 42H199L198 43V45L200 44H203L204 46H202L203 48H204V50H198V48L196 47L197 46V44H196ZM216 42V43H217ZM123 43H124V45L127 47V48H125L124 49V45H123ZM145 43H147V44H145ZM188 45H187V44ZM193 43H194V47L195 48H197V50H198V53H203V56H202V54L200 53V55L204 58L202 61H199L198 60V58H195V59H192V56L190 55V53H192L191 51H192V49H188V48H190L191 46H193ZM254 43H255V41H254ZM257 43H259V41L257 42ZM257 43H255V44H253V43H251L254 47L255 46H257V47H259V44H257ZM260 43H261V41H260ZM1 44V43H0ZM24 46H23V45ZM122 44V45H121ZM191 44V46L189 47V45ZM208 44V43H207ZM215 44V43H214ZM21 45V46H20ZM38 45V47H41L40 45H42L43 47H42V49H44L45 48V51H49V54H50V52H51V55H49V54H47V56L50 58V56H53L52 58H51V60H53L54 58V60L57 62H55V61H51L48 57H47V60L46 61H49V62H46V66H45V68H43L42 70H40V72H38V74L36 75H34L32 72H30V67H29V64H30V62L31 61H33V59L29 56V58H28V56L27 55H24L23 56V54H31L30 52V50H33V49H35V48H33L32 46H34V47H36V46ZM117 46L118 48H116V47H114V46ZM119 45V46H118ZM128 45V46H127ZM146 45H148V46H146ZM183 45V46H182ZM188 47H186V46ZM250 45V44H249ZM19 46V47H18ZM23 46V47H22ZM111 46H113V50L115 49V52H117L113 57H117V59L118 60H116V58H115V60H114V58H113V60L115 61V62H113L112 63V61H110L109 63L110 64H112V65H110V64H106V66H107V68H105L106 66H105V63H104V61L106 60V55H107V53H108V51H109V53L111 52L110 50H112V49H110L111 48ZM120 46H121V48H120ZM123 46V47H122ZM253 46H251V47H253ZM263 46H264V39H263V45L262 46H260V47H262V49H264L263 48ZM22 47V48H21ZM31 47H32V49H31ZM108 47H109V49H108ZM193 47V48H194ZM200 47V46H199ZM202 47H201V49H202ZM210 49V50H207L208 48ZM250 46H249V49L248 48H246V51H247V49H248V51L250 52V54L251 55H248V51L246 52L247 54H245L244 52H245V50L244 51H241V50H243L242 48L240 49L239 47H238V49H237V47H235V48H233L234 50H232V51H230V54H231V52H232V55L231 56H236V57H232L231 59V65H233L234 63V67H230V69L231 68H233V70L231 69L230 71H232V72H230L231 74H229L230 76L232 75V73H233V75H236V76H238L240 73H241V70H243V69H245V70H243V71H247L246 73H243V71H242V73L243 74H245V75H242V73H241V75L242 76H244L245 77V79H243V77L241 76V75H239V76H241L240 77V80H239V77H238V79L237 80H239L238 82H236L234 79H231L232 78V76L230 77V76H228L227 75V77H230V78H227L226 76H225V73H223V75L226 77V79H225V81H224V79H223V77H222V79H223V81L221 80V79H219V77H218V80H217V82H218V85H217V87H215V88H217V90H218V92H222V93H219L220 95L218 96L217 95V97L213 94V96L211 95L210 97L212 98V99H214V97H215V103L213 102V100L212 99H209V98H207L206 96V98L205 99H203L202 100V98L203 97H201L200 98V100H201V102L199 103V99L197 98V99H191L190 100V102H194V104H195V107H197L198 109H201V108H203V107H208V105H209V107H213V106H216V105H218L220 108H221V104L220 103H222V101L223 102H225V103H222V105L224 106V104H225V106H230V104H232L231 103V101H232V97H233V99L235 100V99H240L239 98V96H237V94H236V97L234 96L235 94L234 93H236L238 90H239V87H242V89H243V86H245L244 87V90H245V88L246 89H248L249 87H251V89L253 88V90H254V85L255 84H258L259 83V91L258 92H260V93H258V95L260 94V96L258 97V99L260 100L261 99V102H263V100L264 99H262V98H264V88H263V86H264V78H263V76L262 75H264L263 73H264V68L262 67L261 68V66H262V64H264V63H262V60H259V58L260 59H264V53H263V50H261L260 52H262L263 54H261L260 52H259V50H260V47H259V50H258V48L256 47V49L254 48H251ZM185 48H187L188 50H190V52H187V49L186 50H184ZM194 48V49H195ZM250 48H251V50H250ZM23 49V50H22ZM124 49V50H123ZM167 49V50H166ZM221 49V48H220ZM253 49V50H252ZM28 50L30 51V52H28ZM117 50V51H116ZM129 50V51H128ZM170 50V51H169ZM205 50H207L206 51V53H205ZM255 50V51H254ZM120 51V52H119ZM128 53H127V52ZM168 51V52H167ZM172 51V52H171ZM186 51V52H185ZM210 51V52H209ZM234 51V52H233ZM254 51V52H253ZM22 52V53H21ZM221 52H224V54L223 53H221ZM240 52H242V53H240ZM255 52H258L257 53V55L255 54ZM21 53V54H20ZM47 53V52H46ZM119 53V54H118ZM189 53V55H187V54ZM211 53V54H210ZM213 53V54H214ZM238 53L239 54H243L244 56H242V58H240L241 56L240 55H238ZM253 53V54H252ZM28 54V55H29ZM77 54V55H76ZM118 54V55H117ZM186 54V55H185ZM210 54V55H209ZM221 54V55H220ZM161 55V56H160ZM198 55V54H197ZM196 55V57H198ZM255 55V56H254ZM258 55H260V56H258ZM27 56V57H26ZM32 56V55H31ZM191 56V57H190ZM194 56V55H193ZM200 56V57H201ZM207 56H210L211 57V59L213 60V62H214V64H213V62L212 63H210L211 62V59H210V57H207ZM219 56V57H218ZM249 56V58H247ZM254 56V57H253ZM56 57H58V59L56 58ZM79 57V58H78ZM120 57V58H119ZM174 57V58H173ZM187 59H186V58ZM195 57V56H194ZM200 57H199V59H200ZM206 57V58H205ZM256 57H258V58H256ZM26 58V59H25ZM28 58V59H27ZM104 59V61H103V59ZM208 58V59H207ZM217 58V59H216ZM219 58V59H218ZM236 58V59H235ZM240 58V59H239ZM60 59V60H59ZM96 60V62L95 63H93V60ZM196 59H197V61H196ZM202 59V58H201ZM200 59V60H201ZM210 59V60H209ZM244 59H247V60H244ZM94 60V61H95ZM193 60V64H192V62L190 63V61H192ZM206 60V61H205ZM217 60V61H216ZM234 60V62H232ZM237 60V61H236ZM238 60H244V62L242 61H238ZM256 60V61H255ZM97 61H99L100 63H101V65H102V67H103V63H104V68H99V69H101V70H99L98 69V71H95L96 70V68L93 70V68H94V66H96L97 65ZM119 61V62H118ZM178 61H179V63H178ZM189 61V62H188ZM195 61L198 63V65L197 66H195L197 63H195ZM205 61V62H204ZM220 61H222V62H220ZM248 61V62H247ZM257 61H261V63L262 64H260L259 62H257ZM103 62V63H102ZM117 62V63H116ZM185 62V63H184ZM187 62V63H186ZM215 62H217V65L215 66ZM220 64H219V63ZM237 62H238V64H237ZM249 62H250V65H249ZM257 62V63H256ZM264 62V61H263ZM115 63V64H114ZM190 63V64H189ZM195 63V64H194ZM200 63H202V65L200 64ZM203 63H204V66H203ZM222 63V64H221ZM241 63H243V64H241ZM248 64V67H247V64ZM256 64V66H255V64ZM49 64V65H48ZM91 64H93V66L91 65ZM96 64V65H95ZM200 64V65H199ZM208 64V66L209 67H207L206 65ZM218 64H219V66H218ZM245 64H246V66H245ZM251 64H254V67H252L253 65H251ZM25 65V66H24ZM99 65V64H98ZM114 65V66H113ZM153 65H154V67H153ZM182 65V66H181ZM185 65V66H184ZM213 65V66H212ZM237 65H238V67H237ZM244 67H242V66ZM258 65V66H257ZM259 65H260V68H259ZM108 66H111V68H109ZM218 66V67H217ZM241 66V67H240ZM264 66V65H263ZM93 67V68H92ZM156 67H158V65H156ZM182 67V68H181ZM186 67V68H185ZM109 68V69H108ZM181 68V69H180ZM211 68V69H210ZM222 68H223V66H222ZM238 68V69H237ZM241 68V69H240ZM257 68H259L260 69V71L258 70L257 71ZM45 69V70H44ZM204 69V68H203ZM246 69H248V70H246ZM214 70V71H215ZM148 71V72H147ZM152 71V72H151ZM179 71V73H183V71L182 72H180ZM188 71H190V69L188 70ZM236 71V72H235ZM239 71H240V73H239ZM256 71V72H255ZM216 72V71H215ZM226 72V71H225ZM235 72V73H234ZM252 72H254L253 74H252ZM260 72H262V73H260ZM147 73V74H146ZM185 73H187V72H185ZM184 73V75H186ZM228 73V72H227ZM238 73V74H237ZM248 73V74H247ZM251 73V74H250ZM257 73H259V74H257ZM144 74H146V75H144ZM149 74V75H150ZM191 74V73H190ZM189 74V75H190ZM25 75H28V76H30L31 77V79L33 80H35L36 82H38L40 85H41V87H38L39 88V92L40 93H44V92H46V93H49L51 96H53L54 94H55V92H52L51 90H53V87H54V85L55 84H57L58 82H62L61 80H62V77L61 76H65V78L66 79H64V81L65 80H72L71 82H73V80H74V85H78V87L76 88L77 89V92L79 93V96H80V99H79V102H80V105L82 106V107H84L83 109H88V111H87V116H89V117H87L86 116V118L87 119H90V118H92L90 121H92V122H95L94 123V125H96L97 126V124H99L98 123V121H94L93 119H94V116H92V115H94V114H92L91 115V113L90 114H88V112L89 111H94L93 110V107H91V106H93V105H90V104H92V103H94L95 102V104L96 105H99V104H106L105 106H109V108H114V109H111L113 112H118V114H122V115H119V120H120V122H119V120L118 119H116V123L118 124V122H119V124H121L124 128H125V131H126V133H128V136L129 137H127V135L124 137V138H129L130 140H125L124 138L122 139H120L119 140V138H114L115 136H113V134L111 135V134H109L108 136H107V139H108V141H106L107 143H105V142H102V145H100L99 147H100V149H99V147H98V150H97V145L95 146V142L96 141H98L99 140V142H98V144L100 143V140H102L103 139V137H99L98 135H96V134H98L97 132H99L100 130L101 131H103V130H105V129H107L108 127H109V125L108 124H103V126L105 127H102L100 124V128L97 126H94L93 125V123H92V125L90 124V121L89 120H86V122H87V124H90V127H89V125H87V128H88V131H87V129H85V127L82 129V126L81 127H75V126H71V125H67V126H65V125H61V123L59 122V121H61V120H58L59 118L57 117V114L56 113H52V110H47L46 109V111L43 109H41L40 110V108H38V104H37V102L36 101H34V102H32L30 105H26L24 102H19L20 100H18V99H16L15 97H16V94H14L15 93V89H18V90H22L23 88H25V86H26V83H25ZM188 75V74H187ZM186 75V76H187ZM188 75V76H189ZM249 75L250 77H247V76ZM254 75H256V76H254ZM259 75H260V77H259ZM235 76V77H236ZM262 76V77H261ZM148 77H150L151 78V76H148ZM234 77V78H235ZM253 77H254V79H253ZM258 77V78H257ZM237 78V77H236ZM247 78V79H246ZM249 78V79H248ZM263 78V79H262ZM229 79H231V80H229ZM253 81H255V82H252V80ZM257 79V80H256ZM127 80V81H126ZM129 80V81H128ZM144 80V81H143ZM249 80H250V83L252 84V86H254V87H252L251 85L248 87V85L250 84V83H248L249 82ZM261 80L263 81V84H262V82H261ZM220 81L222 82V83H220ZM232 81V83H234L233 85H231L232 83H226V82H231ZM245 81H246V83H245ZM258 81H260V82H258ZM217 82H216V84H217ZM240 82V83H239ZM236 83H238V87H237V84ZM243 83H245V84H247V85H245V84H243ZM146 84V85H145ZM229 84V85H228ZM242 86H241V85ZM261 84V85H260ZM76 85V86H77ZM228 85V86H227ZM147 87V89H146V87ZM224 86V87H223ZM220 87V88H219ZM223 87V90L225 91H223L221 88ZM233 89H232V88ZM257 87H258V85H257ZM262 87V88H261ZM52 88V89H51ZM135 88V89H134ZM145 88V89H144ZM228 88V89H227ZM231 88V89H230ZM236 88V89H235ZM49 89V90H48ZM137 89V90H136ZM250 88H249V90L248 91H250L251 90ZM256 89V88H255ZM260 89H261V91H260ZM9 91V90H12V92H11V94L10 95H12V94H14V95H12V96H10V95H8L7 93H5V92H7V91ZM148 90V91H147ZM153 93V94H151V92ZM217 90H213V92L214 91H217ZM228 90V91H227ZM229 90L231 91V92H229ZM233 90V91H232ZM236 90V91H235ZM5 91V92H4ZM134 91V92H133ZM142 93H141V92ZM148 93H147V92ZM235 91V92H234ZM241 91V88H240V90H239V92ZM14 92V93H13ZM245 92H247L246 90H245ZM261 92H263L262 94H261ZM109 93V94H108ZM138 93V94H137ZM145 93V95H142V94H144ZM147 93V94H146ZM217 93V92H216ZM224 93H225V95H224ZM230 93V94H229ZM231 93H233L232 95H231ZM243 93H244V91H243ZM218 94V93H217ZM84 95V96H83ZM157 95V96H156ZM263 97H262V96ZM15 96V97H14ZM221 96V97H220ZM232 96V97H231ZM9 97H11V98H9ZM13 97H14V99H16L15 101H14V99H13ZM53 97H57V94L55 95V96H53ZM84 98V99H81V98ZM141 97H139V98H141ZM220 97V98H219ZM235 97V98H234ZM238 97V98H237ZM8 100H7V99ZM142 98V99H143ZM148 98V99H149ZM12 99V100H11ZM118 99V98H117ZM151 99H149V100H151ZM206 99H209V100H207L206 101ZM231 99V100H230ZM243 99V98H242ZM241 99V101H240V104L239 103H237L238 105H237V108H238V110H235V109H237L235 106H236V104H235V106H233V109H231V111L233 112H235V111H237V112H235V113H237V114H239L240 116H242L243 117V124H244V126L245 125H247V123H252L251 122V119L249 118V116H247V115H249V113L247 112V111H245V109L243 108V106H244V104H246V100L245 99H243V100H245V101H243ZM3 100H5V101H3ZM145 100V101H146ZM148 100V101H149ZM153 100V99H152ZM155 100V99H154ZM192 100H194V101H192ZM195 100H198V106L196 105L197 104V102L195 103ZM212 100V101H211ZM222 100V101H221ZM226 100L228 101V100H230L229 102H227L226 103ZM258 100V101H259ZM2 101V102H1ZM8 103H7V102ZM10 101V102H9ZM100 101H101V103H100ZM118 101V102H117ZM208 101H211V103L212 104H215V105H213L212 106V104L210 103V102H208ZM17 102H19V103H17ZM99 102V103H98ZM107 102V103H106ZM185 102H186V100H185ZM204 102V103H203ZM207 104H206V103ZM1 103H2V105H1ZM23 103V104H22ZM34 103V104H33ZM201 103L203 104V105H201ZM210 103V104H209ZM218 103V104H217ZM235 103V102H234ZM112 104V105H111ZM226 104H228V105H226ZM243 104V105H242ZM6 105V106H5ZM8 105V106H7ZM20 107H19V106ZM35 105H37V106H35ZM207 105V106H206ZM233 105V104H232ZM231 105V106H232ZM251 105V104H250ZM2 106H3V108H2ZM4 106H5V108H4ZM13 106V107H12ZM17 106V107H16ZM28 106V107H27ZM202 106V107H201ZM218 106H216L217 108H219ZM224 106V107H225ZM240 106L242 107V109H244V111H241L242 109L240 108ZM34 107V108H33ZM37 107V108H36ZM71 106H69V108H70ZM90 107V108H89ZM235 107V108H234ZM11 108H13V109H11ZM71 108H74V107H71ZM91 108H92V110H91ZM213 108H215V107H213ZM219 108V109H220ZM223 108V107H222ZM232 108V107H231ZM4 109V110H3ZM8 109V110H7ZM10 109V110H9ZM16 109V110H15ZM19 109V110H18ZM38 109V110H37ZM119 109V110H118ZM7 110V111H6ZM13 110V111H12ZM40 110V111H39ZM201 110H203V109H201ZM3 111V112H2ZM21 111V112H20ZM230 111V112H231ZM15 112V113H14ZM20 112V113H19ZM14 113V114H13ZM17 113V114H16ZM19 113V114H18ZM241 113V114H240ZM248 113V114H247ZM181 114V113H180ZM246 114V115H245ZM12 115V118L15 116V115H18L17 117L18 118H20V123L22 124V128H23V130H21L20 128H16V129H14L13 127H14V125H13V127H12V125H11V127L10 126H7L6 125V123L8 122V119L10 118V116ZM90 115H91V117H90ZM122 116V117H121ZM125 116V117H124ZM169 117L168 118H170V116L172 117V114H170V115H168ZM246 116V119L247 118H249V119H245L246 121H244V117ZM121 117V118H120ZM15 118V117H14ZM125 121H124V120ZM95 120H97L96 118H95ZM169 120V119H168ZM3 122V123H2ZM11 122V121H10ZM24 122V123H23ZM27 122H28V124H27ZM37 122H38V124H37ZM40 122V123H39ZM56 122H58V123H56ZM96 122H97V124H96ZM26 124H27V126H26ZM51 125V126H50ZM26 126V127H25ZM56 126V127H55ZM94 127V128H93ZM28 130H27V129ZM97 128V129H96ZM102 128V129H101ZM27 130V131H24V130ZM85 129V130H84ZM91 131H90V130ZM15 130V131H14ZM97 132H96V131ZM129 130V131H128ZM24 131V132H23ZM85 131H86V133H85ZM139 131H140V129H139ZM42 132V133H41ZM95 132V133H94ZM95 134V135H93V134ZM8 134V135H7ZM84 134H87V135H84ZM91 134V135H90ZM14 136V137H13ZM16 136V137H15ZM37 136H39V137H37ZM92 136V137H91ZM108 137H110V138H108ZM131 137L133 138L132 140H133V142L134 143H131ZM170 137H172V136H169V140H170ZM15 138H16V140H15ZM111 138H114L115 140H113V139H111ZM139 138V139H138ZM144 138L146 139V140H144ZM150 138H151V141H150ZM173 138V137H172ZM96 139V141H94V140ZM117 139V140H116ZM142 139V140H141ZM10 140V141H9ZM73 140V142H77L76 144L78 145V146H80L81 145V147L82 148H80L79 147V151H78V154H77V156H74V154L71 152H69L70 151V143H71V141ZM75 140V141H74ZM93 140V141H92ZM124 140V141H123ZM143 140H144V142H143ZM158 140H160V141H158ZM169 140H168V142H169ZM172 140V139H171ZM171 140H170V142L169 143H172V144H174V140L175 139H173V141L171 142ZM118 141V142H117ZM145 141H147L148 143H150V144H147V142L145 143ZM156 141V142H155ZM80 142V143H79ZM108 142H110V143H108ZM129 142V143H128ZM155 142V143H154ZM165 142V144H167ZM219 142V143H218ZM106 145H105V144ZM112 143V144H111ZM140 143H144L145 145V147H146V145L148 146V145H150L149 146V148L147 147V148H144V147H142L143 145L142 144H140ZM161 143V144H160ZM194 143V142H193ZM221 143H224L223 145L221 144ZM105 146H104V145ZM108 144V145H107ZM134 146H133V145ZM154 144H155V147L156 148H154L153 149V147H154ZM220 144V145H219ZM226 144V145H225ZM230 144V145H229ZM94 147H93V146ZM112 145V146H111ZM142 145V146H141ZM169 144H167L166 146H168ZM193 145V144H192ZM228 145L230 146V147H232V148H230V147H228ZM102 146H104L103 148H102ZM109 146V147H108ZM141 146V147H140ZM173 146V145H172ZM171 146V147H172ZM197 146H200L199 148L197 147ZM218 146V147H217ZM224 146H226L225 148H224ZM69 147V148H68ZM158 147V148H157ZM170 147V146H169ZM211 147V148H210ZM95 148V149H94ZM160 148V149H159ZM220 148H222V149H220ZM230 148V149H229ZM234 148V149H233ZM67 151H66V150ZM103 149V150H102ZM152 149V150H151ZM170 148H168V149H166L167 151L169 150ZM217 149L219 150L218 151V156L216 157V152H217ZM225 149H229V150H225ZM97 150V151H96ZM140 150V151H139ZM146 150V151H145ZM157 151V153H162V154H160V155H164L167 159H165L166 161L168 160H172L173 161V159H174V161H173V163H171L172 161L170 160V162L168 163V161H167V164L165 163V166L167 165L168 166V164H172V166L174 167L175 166V169H173V167H171L170 165H169V167H167V168H170L169 170H171V168H172V170H173V172L172 171H169L168 169H164V168H166L163 164H164V162H165V160H164V162L163 161H158L159 159H158V157H157V159H155L154 158V156H155V152ZM161 150V151H160ZM221 150V151H220ZM225 150V151H230L231 152V155H230V153H224L223 151ZM235 150V151H234ZM159 151V152H158ZM65 152H67V153H65ZM93 152L95 153V152H97L98 153V155H94L93 154ZM101 152H102V154H101ZM144 152H145V154H144ZM147 152V153H146ZM211 152H213V150H211ZM219 152H220V154H219ZM221 152H223L224 154H229V155H223V153H221ZM232 152H238L237 154L236 153H234L236 156V158H233L234 156H233V153ZM96 153V154H97ZM141 153H143L142 155H141ZM148 153H149V155L151 156H149L148 155ZM208 153V155H206ZM241 153V152H240ZM65 154H66V156H65ZM70 154L72 155L71 157H70ZM147 154V155H146ZM210 154V155H209ZM223 156H222V155ZM149 156V160L147 159V158H145V156ZM219 155H220V157H219ZM242 155V154H241ZM153 156V157H152ZM159 156V155H158ZM164 156H162V157H164ZM210 156V157H209ZM213 156V157H212ZM227 156H232L231 158L230 157H227ZM70 157V158H69ZM145 159H144V158ZM160 157V156H159ZM161 157V158H162ZM179 157V158H178ZM227 157V158H226ZM96 158V159H95ZM152 158V159H151ZM154 158V159H153ZM212 158V159H211ZM213 158H214V160H213ZM218 158H220V159H218ZM54 159V160H53ZM147 159V160H146ZM163 159V158H162ZM178 159V160H177ZM180 159V160H179ZM231 159V160H230ZM56 160V161H55ZM96 160V161H95ZM146 160V161H145ZM153 160V161H152ZM185 160V159H184ZM203 160H200V164H201V161H203ZM216 160V161H215ZM233 160V162H231ZM236 160V161H235ZM239 160V161H238ZM98 161V162H97ZM159 163H158V162ZM213 161V162H212ZM218 161V162H217ZM224 161V162H223ZM55 162H57L56 164H55ZM101 162V163H100ZM152 164H151V163ZM176 162V163H175ZM180 162V163H179ZM183 162H184V164H183ZM215 162V163H214ZM217 162V163H216ZM227 162V164H225ZM231 162V163H230ZM149 163V164H148ZM223 163H224V165H223ZM232 164V165H229V164ZM153 164H155V166L153 167V166H150V165H153ZM174 164H178V165H174ZM196 164V163H195ZM195 164H194V166H195ZM220 165V166H218V165ZM182 165H185V168L182 166ZM199 165V164H198ZM208 165H209V167H208ZM210 165H212V166H210ZM162 166H164V167H162ZM200 166V165H199ZM225 166V167H224ZM178 167V168H177ZM219 167V168H218ZM228 167V168H227ZM238 167V166H237ZM236 167V168H237ZM160 168H161V170H162V168H163V171H162V173H160L161 172V170H160ZM189 170V171H187V169ZM210 168V169H209ZM6 169V168H5ZM184 169H186V170H184ZM192 169H194V171H198L199 173H200V177L197 175V172H194V171H192ZM226 169H227V171H226ZM166 171V172H165ZM167 171H169V172H167ZM187 171V172H186ZM62 172V173H61ZM165 172V173H164ZM182 172V173H181ZM185 173V175H184V173ZM189 172V173H188ZM193 172V173H192ZM201 172H203L202 174H201ZM205 172V173H204ZM209 172V173H208ZM225 172V173H224ZM228 172V173H227ZM6 174L8 173L7 171L5 172ZM159 173H160V176H158L159 175ZM164 173V174H163ZM190 173H192V174H190ZM195 173H196V178H195ZM69 174V175H68ZM168 176H166V175ZM182 174H183V176H185V179L183 178V176H182ZM188 174V175H187ZM206 176H205V175ZM16 174H14V175H12V176H14L15 178H13L12 176V180L9 182V183H13L14 181L16 182V181H18L19 179V184H18V182H16L17 184H16V190H18V191H20V189L19 188H21V191H20V193H23V191L22 190H25V189H27V190H25V191H28V189H30V186H28V184H30V182L32 181V179L30 178V176H28V177H26L27 178V180H26V178H23V177H25V176H22V178L20 177V178H18V179H16L17 178V176L19 177L20 175H19V173L15 176ZM152 175V176H151ZM181 177V179L179 178V176ZM192 176V177H190V176ZM204 177H203V176ZM161 176H162V178L164 177V179H162L161 178ZM166 176V177H165ZM187 176V177H186ZM227 176L229 177V178H227ZM153 177V178H152ZM177 177V179H175ZM194 177V178H193ZM110 179V181H107V179ZM139 178V179H138ZM140 178L142 179V181L144 180V179H146L143 183H141V180H140ZM148 178H150V179H148ZM157 179V180H155V179ZM160 178L162 179V180H160ZM166 178V179H165ZM183 178V179H182ZM192 178V179H191ZM139 181H138V180ZM168 179H170L169 181H168ZM188 179H190V180H188ZM198 179V180H197ZM26 180V181H25ZM31 180V181H30ZM137 180V181H136ZM151 180V181H150ZM155 180V181H154ZM198 182H197V181ZM229 180L231 181V182H229ZM166 181H168V182H166ZM178 181V182H177ZM183 181H185V183H187L188 181H192V182H188L187 184H186V186H184L185 185V183L183 182ZM187 181V182H186ZM193 181H194V184H196L195 186L197 187H195V186H193L192 187V185H194L193 184ZM195 181L197 182V183H195ZM224 181V182H223ZM228 181V182H227ZM22 182V183H21ZM140 182V183H139ZM154 182V183H153ZM161 182V183H160ZM166 182V183H165ZM112 183V184H111ZM144 183H147V185L148 186H146V185H144ZM148 183H150V184H148ZM159 183V184H158ZM164 183V184H163ZM190 183H192V185L190 184ZM229 183V184H228ZM103 184V185H102ZM106 184V185H105ZM110 184V185H109ZM154 184V185H153ZM163 184V185H162ZM167 184V185H166ZM183 184V185H182ZM223 184H225V185H223ZM21 187H20V186ZM139 185V186H138ZM155 185H157V186H155ZM159 185V186H158ZM172 185H175V186H172ZM101 186H102V188H101ZM136 186V187H135ZM144 186V187H143ZM147 188H146V187ZM153 186L156 188V189H154L153 190ZM163 186V187H162ZM171 186V187H170ZM182 186V187H181ZM184 186V187H183ZM19 187V188H18ZM23 187V188H22ZM87 187V189H88V191L87 192H85V188ZM139 187V188H138ZM140 187H143L142 189L140 188ZM172 187H173V189H172ZM181 189H180V188ZM188 187H190L191 189H188ZM198 190V195L199 196H197V193H192V192H190V191H194L195 192V188ZM18 188V189H17ZM144 188H145V190H144ZM175 188V189H174ZM187 188V189H186ZM193 188H194V190H193ZM101 191H100V190ZM137 189H139V190H137ZM141 189V190H140ZM147 189V190H146ZM157 189H159V190H157ZM183 189H185L186 190V192H184L185 190H183ZM90 190V191H89ZM94 190H95V192H94ZM134 190H135V192H134ZM24 191V192H25ZM97 191H99V192H97ZM131 191V192H130ZM146 191V192H145ZM153 191H156V192H153ZM199 191H200V194H199ZM231 191V190H230ZM140 192V193H139ZM170 192V194H172ZM182 192H184V193H182ZM197 192V191H196ZM95 193H96V195H95ZM97 193H98V195H97ZM121 193V194H120ZM137 193V194H136ZM155 193V194H154ZM181 193L183 194V195H181ZM230 193V192H229ZM130 194H132V195H130ZM134 194V195H133ZM160 194V193H159ZM180 194V195H179ZM201 194H202V198H204V199H202L201 198ZM225 194V195H224ZM94 195H95V197H94ZM119 195L121 196V197H119ZM128 195H130V196H128ZM140 195V196H141ZM177 195V196H176ZM127 196V197H126ZM139 196V197H140ZM226 196V197H225ZM124 197H126L127 199H129V198H131L130 200H127L126 198H124ZM129 197V198H128ZM175 197V198H174ZM197 197H200L201 198V201H200V203H198L199 202V200H197V199H199V198H197ZM95 198V199H94ZM189 198V199H188ZM196 198V199H195ZM126 199V200H125ZM178 199H176V200H178ZM97 200L98 199H96L95 201L97 202ZM195 200H196V202H195ZM203 200V201H202ZM92 201V202H91ZM121 201V202H120ZM203 202V203H202ZM89 203V204H88ZM202 203V204H201ZM182 203H180V205H181ZM200 204V205H199ZM4 205H8V208H9V210H8V215H6V217H5V219H9L10 220V222L11 223H13V226H14V222L16 221V219H15V216H16V211H15V209L14 208H16L15 206H14V203H13V201H7L6 200V202L5 201H2L1 199H0V207H4ZM76 205V206H75ZM198 205V206H197ZM224 205H225V208L226 209H224ZM183 206H184V204H183ZM182 207V206H181ZM186 207H187V205H186ZM201 207V208H200ZM87 208V207H86ZM184 208H185V206H184ZM184 208H182L183 210H184ZM199 208V209H198ZM187 209H188V207H187ZM225 210V211H224ZM227 211H228V213H227ZM225 212V213H224ZM80 213V214H79ZM85 213V212H84ZM15 214V215H14ZM13 215H14V217H13ZM102 214H98V216L97 217H95V216H93L92 218H91V220H90V222L88 223V222H86V223H88V224H86V228H84L83 230H81L80 231V234L81 235H83L84 237H86L87 235V237L88 238H90V239H88V240H86L87 241V244L88 245H93V246H95V245H97V247H96V249L98 250V247L101 249V248H104V247H106L107 245L109 246L110 244H119V245H122V243H124V242H126V241H122V240H126V238L128 237V234H126V232H123V230H125V227L128 225L127 223V221L125 220V222H124V220L122 221V222H120V224L116 227V229H114L113 227H112V229L113 230H111V229H109L110 231H112V232H110V231H108V233H106L107 231L105 230L104 232H102L101 233V229L99 228L98 229V227H100L99 225H98V223L100 222V221H102V218L104 217V215H102ZM195 215V216H194ZM178 217H180L181 219L179 220V218ZM183 217V218H182ZM184 218H186V220H188L189 219V221H185L186 222V224H185V222H184ZM104 219V218H103ZM184 219V220H183ZM15 220V221H14ZM174 220V219H173ZM181 220H183V221H181ZM13 221V222H12ZM177 221V222H176ZM124 222V223H123ZM191 222V223H190ZM230 222V223H229ZM101 223V222H100ZM99 223V224H100ZM179 223H180V225H179ZM188 223H190V224H188ZM227 223V224H226ZM229 223V224H228ZM125 224V225H124ZM187 224H188V229H187ZM190 225V226H189ZM214 225H216V227L214 226ZM219 225V226H218ZM93 226V227H92ZM125 226V227H124ZM173 226V225H172ZM177 226V227H176ZM179 226V227H178ZM12 230H14V228H15V226L14 227H11V226H9ZM90 227V228H89ZM168 227H170V230H168ZM97 228V229H96ZM172 228H173V230H172ZM177 228H179L180 229V233H179V229H177ZM215 228H218L217 230L215 229ZM228 228H231V227H228ZM121 229H123L122 231H121ZM176 229V230H175ZM175 230V231H174ZM213 230V231H212ZM225 230V227H224V229H223V231ZM227 230V232L228 231H230V230H228V229H226ZM226 230H225V232H223L224 233V236H226V235H229L227 232H226ZM91 231V232H90ZM167 231H170L169 233L167 232ZM221 232H222V227H221V230H220ZM220 231H219V234H221L220 233ZM99 232H100V235H99ZM159 232V231H158ZM173 232L175 233V232H177L176 234H175V239L177 240V235H178V241H176L175 239H174V237L173 236H171L170 234L172 233L173 234ZM104 233H106L105 235H104ZM225 233H227L226 235H225ZM86 234V235H85ZM92 234V236H90ZM101 234H103V235H101ZM122 234V235H121ZM182 236H181V235ZM213 235V236H211V235ZM217 234V233H216ZM219 234H218V239H219ZM126 235H127V237H126ZM170 235V236H169ZM209 235V236H208ZM223 235V234H222ZM98 236H102V237H98ZM110 236V237H109ZM118 236V237H117ZM206 236H208V237H214L213 238V241H209V240H211L212 238H208V237H206ZM98 237V238H97ZM126 237V238H125ZM153 237V238H154ZM168 237H172L173 239L171 240L170 238H168ZM220 237H221V235H220ZM228 237V236H227ZM227 237H225L226 239H227ZM97 238V239H96ZM158 238V239H157ZM184 238V239H183ZM206 238H208V239H206ZM223 238V237H222ZM222 238H220V239H222ZM80 238H77L76 239V241L77 240H79ZM122 239V240H121ZM219 239V240H220ZM159 240V241H158ZM170 240V241H169ZM180 240H181V242H180ZM182 240H184V241H182ZM187 240V241H186ZM218 240V241H219ZM116 241V242H115ZM122 241V242H121ZM159 242V243H157V242ZM162 241V240H161ZM78 242V241H77ZM77 242H74V243H72V250L73 249H75L74 247H79L80 248V250H81V252L82 253H84V255L86 254V248H87V244L86 243H83V244H78ZM98 242V243H97ZM109 242H110V244H109ZM168 242V243H167ZM179 242V243H178ZM201 242H202V244H201ZM203 242H207L206 244L205 243H203ZM214 244H213V243ZM106 243H107V245H106ZM151 243H153L154 245H155V247H154V245H152ZM155 243H157V244H155ZM194 243V244H193ZM213 244L212 246H210L209 244ZM84 244H86V245H84ZM104 244V245H103ZM205 244V245H204ZM82 245V246H81ZM150 245V246H149ZM151 245H152V247H154L155 249H153L152 247H151ZM194 245V246H193ZM201 245H203V246H201ZM206 245H208V248L209 247H211L210 249H208V248H205L204 246H206ZM159 246V247H158ZM82 247V248H81ZM151 247V248H150ZM161 247V248H160ZM190 247V248H191ZM200 247V248H199ZM203 247V248H202ZM212 247H213V249L215 250V251H213V249H212ZM215 247H216V245H215ZM147 248H149V249H147ZM158 248V249H157ZM163 248V249H162ZM175 248H174V250H175ZM225 249V250H223V249ZM201 249V250H200ZM207 249V250H206ZM211 249H212V251L214 252H212L211 251ZM152 250L154 251V252H152ZM156 250V251H155ZM151 251V252H150ZM158 251V252H157ZM169 251H170V253H169ZM172 251H173V254H171L172 253ZM224 251V252H223ZM104 252V251H103ZM176 252H178V251H176ZM206 252V253H205ZM210 252V253H209ZM220 252V253H219ZM226 252L228 253V251L226 250ZM153 253V254H152ZM164 253V254H163ZM216 253H219V254H216ZM99 254H101V252H99ZM149 254H151V255H149ZM158 254V255H157ZM206 254V255H205ZM214 254V255H213ZM157 257H156V256ZM221 255H224V256H221ZM226 255H228V254H226ZM213 256V257H212ZM217 256V257H216ZM148 257V258H147ZM222 257V258H221ZM228 257V256H227ZM158 258V259H157ZM170 258V257H169ZM214 258H216L215 260H214ZM205 259H206V257H205ZM227 259V258H226ZM225 259V260H226ZM81 259H79L78 261H80ZM224 259L222 260L223 262L225 261ZM226 261H228V259L226 260ZM206 262V263H207ZM156 263H158L157 261H156ZM221 263V262H220ZM76 264H78V262L76 263ZM175 264H177V263H175ZM208 264H211L210 262L208 263ZM217 264V263H216ZM223 264V263H222ZM224 264H225V262H224Z\"/></svg>",
	"mask_w": 264,
	"mask_h": 264
},
{
	"label": "built area",
	"instance_id": "built-area-1",
	"mask_svg": "<svg viewBox=\"0 0 264 264\" xmlns=\"http://www.w3.org/2000/svg\"><path fill=\"white\" fill-rule=\"evenodd\" d=\"M8 205L0 207V264H9L8 248L12 245H18L26 240L24 231H14L5 222L8 215Z\"/></svg>",
	"mask_w": 264,
	"mask_h": 264
}]
</instances>
